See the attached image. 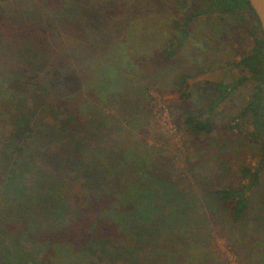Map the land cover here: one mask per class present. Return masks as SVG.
<instances>
[{"label": "rangeland", "instance_id": "1", "mask_svg": "<svg viewBox=\"0 0 264 264\" xmlns=\"http://www.w3.org/2000/svg\"><path fill=\"white\" fill-rule=\"evenodd\" d=\"M205 7V0L0 2L1 264H29L11 256L13 251L27 253L48 237L79 247L94 230L115 246L129 245L130 252L111 264H264V142L255 135L251 117L241 116L253 84L240 86L207 113L209 102L219 96L213 84L245 75L235 63L252 48L245 27L255 22L250 16L245 22L195 16ZM136 64L133 84L138 88L115 95L126 90L119 70L127 73ZM182 74L194 75L186 89L190 99L178 91ZM68 75L78 76L81 87L76 89L75 78L70 85ZM93 80L112 95L98 100L89 89ZM69 92L74 95L65 105L81 121L91 112L103 115L106 130L119 129L133 146L153 149L146 168L162 182L158 188L153 178L128 168L127 175L111 178L99 168L87 180L59 168L61 159L81 160L73 148L76 135L60 133L49 110ZM192 101L196 111L205 112L203 119H210L211 134L195 136L183 126ZM23 117L33 132L19 136L16 125ZM258 168L257 185L246 193L248 210L234 220L231 206L212 193L249 184L244 170ZM46 177L57 179L58 187H46ZM123 182H134L125 187L130 200L136 195L154 200L135 202L134 209L146 212V224L109 217L115 215L116 201L106 188L119 190ZM48 210L54 212L50 224L56 221L49 233ZM30 228L41 232L28 233ZM29 234L36 235L34 245ZM54 255L43 264L78 261L72 253Z\"/></svg>", "mask_w": 264, "mask_h": 264}, {"label": "trees", "instance_id": "2", "mask_svg": "<svg viewBox=\"0 0 264 264\" xmlns=\"http://www.w3.org/2000/svg\"><path fill=\"white\" fill-rule=\"evenodd\" d=\"M5 1L7 0H0V2ZM205 2L206 7L202 11L198 12L195 16H212L214 14H217L224 17H237L241 21L243 20L244 22L246 20V17L250 16L253 17L255 22V24L253 23V27H245L248 37L252 38V48L249 51L242 53L240 56V60L235 63V67L242 71L245 75L240 76L229 84H213L214 89L217 91V93H219V96L216 100L209 102L207 113L211 115L215 111L216 107L220 103L224 102L229 96V94L237 90L240 86L245 85L246 83H252L253 92L251 98L244 106V109L241 112V116L248 115L251 117V124L254 127L256 133L255 135L261 137L264 142V120L262 110L264 97V41L262 35L258 36V32L261 33L260 23L247 0H205ZM190 20L191 17L187 18V20L185 21V25H187ZM168 55L170 56V53H168ZM138 68L139 66L136 64L134 68L133 66H131L129 72L127 73H123L119 70V73L122 74V78L124 79V84H126L122 86L126 88V90H119L118 93L115 95H129L130 90L138 88L134 87L133 84L134 77L136 76L135 74L138 71ZM77 77H74L73 75L67 76V80L72 86L73 78L76 79V89L81 87L80 79L79 77ZM191 78H194V75L192 76L182 74L178 78V91L181 93L182 96H185L186 99H190V97L192 96L190 91H186L187 87H189L188 80ZM88 83L89 89L95 94L98 100L106 99L108 96L112 95L111 91H108L106 93L101 92L98 87V84L96 83V80L94 82L89 81ZM63 84L66 83L63 82ZM107 93L110 94L107 95ZM71 95L74 94H71L69 92L65 100L59 105H56V109L50 108L49 110H51V118L60 133L64 135H76V139L73 140V148L75 153L81 156V160L68 161L66 159H61V165L59 166V168H63L62 170H64L65 172L69 171L70 173H74L76 178L81 177L85 180H87L89 176H91V172H93L94 170H96L95 173L99 172L97 170L99 168L104 169L105 173L108 174L109 178H111L112 176L115 177L116 175L125 176L129 173L128 170L130 171L132 169L135 170L133 174L147 175L153 178L152 181L156 185L155 188H158V186H160L162 182L155 179L152 176L153 173H150L148 171L149 169L146 168V163L149 165V153H151L153 149L147 145H144L143 148L142 146H133L130 140H124V135H118L117 131L119 129L115 131L106 130L104 125L106 122H103V119L100 118L104 117L103 115L91 112L89 114V117H86L87 119L81 121L78 116L73 115L70 112L68 105H65L68 101L69 96ZM193 102L194 101H192L189 108L183 113V126L188 130L190 134L195 136L211 134V132L213 131V126L211 124L210 119H203V117H205V112L202 111V109L196 111V106L193 105ZM16 126V134L19 136H22L25 132H33V129L30 128L28 119L25 117L22 118V124H17ZM85 150L87 152L84 160L83 156ZM7 158L11 160L12 156L7 155ZM259 172L260 168L254 171H251L250 169H245L244 175L249 174L251 176V182L249 184L242 185L237 189L228 187L223 191H216L212 193V195L221 203L231 206V216L234 220L240 219L247 212L249 206V199L246 196V193H248L252 187L257 185ZM56 180L57 179H51L49 177H46L45 186L49 188L58 187L59 184L56 182ZM60 182L63 183L62 181ZM133 183L134 182H123V185L119 188V190L106 188V192L111 194L110 196L113 197V199H115L116 201L115 209L113 211L115 215L109 217L116 216L121 221L123 220L122 217H125L127 222L123 220V224L128 223L129 221L132 224H146L148 221L147 214L146 212H139L137 209H134L136 208L135 202L139 204H141V202H155L152 199H150L149 201L148 195H136L131 198L133 200H130L129 196L126 195L125 187ZM135 184L140 186L138 183ZM106 185L107 183L102 184L103 188L106 187ZM167 185L169 186V184ZM102 191H104V189ZM49 193V196H56L54 195L56 194L55 192L50 191ZM53 214V211L48 210L47 214L44 215V218L47 221V224L45 226L48 233L49 231H55L54 227L56 225V221H54L53 224H50L53 220ZM144 215H146V217ZM61 216L62 214L59 215V218ZM110 219L111 222L114 224L112 218ZM137 219H139L140 221ZM139 226L141 227L143 225ZM140 227H138L137 229L139 230ZM116 228L118 229V226ZM118 231L120 230L118 229ZM40 232L41 230L38 231L32 228L28 230V233ZM6 233H8V230H6ZM12 235L19 238V234ZM35 236L36 235L34 234L28 235L29 241L32 245H34L33 238H35ZM48 238L46 239V241L41 243L38 248H29L27 253L22 252V250L16 248L15 251H13V255L11 256L18 257L24 261H27L29 264H43V261L46 258L55 256L54 253L64 256H66L68 253H72L76 256V259L78 260L77 264H111V262H113L112 260H114L116 257L122 256L126 252H130L129 245L123 244L121 246H115L110 239L104 237L100 233H97L96 230H94V232H90L89 235H85L82 243L79 245V247L76 246V248H74V246L70 244L72 241L62 242L52 238H49V240ZM40 252H45L42 258L39 257V255L36 256ZM6 253L8 254V252ZM147 264L164 263L149 260Z\"/></svg>", "mask_w": 264, "mask_h": 264}, {"label": "water", "instance_id": "3", "mask_svg": "<svg viewBox=\"0 0 264 264\" xmlns=\"http://www.w3.org/2000/svg\"><path fill=\"white\" fill-rule=\"evenodd\" d=\"M253 9L259 23L261 29V35L264 41V0H247ZM263 120H264V97H263Z\"/></svg>", "mask_w": 264, "mask_h": 264}]
</instances>
